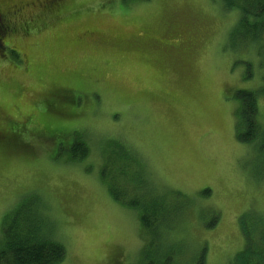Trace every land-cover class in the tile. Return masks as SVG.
Returning <instances> with one entry per match:
<instances>
[{
  "label": "rangeland",
  "instance_id": "rangeland-1",
  "mask_svg": "<svg viewBox=\"0 0 264 264\" xmlns=\"http://www.w3.org/2000/svg\"><path fill=\"white\" fill-rule=\"evenodd\" d=\"M32 1L14 0L20 19L0 31V245L3 219L36 195L62 264H233L243 215L256 233L264 225V174L236 138L235 95L264 90V51L231 47L237 11L223 0ZM257 103L264 126V95ZM75 137L89 148L81 161L66 150ZM118 141L154 192L186 200L147 259L137 211L100 178Z\"/></svg>",
  "mask_w": 264,
  "mask_h": 264
},
{
  "label": "trees",
  "instance_id": "trees-1",
  "mask_svg": "<svg viewBox=\"0 0 264 264\" xmlns=\"http://www.w3.org/2000/svg\"><path fill=\"white\" fill-rule=\"evenodd\" d=\"M223 3L226 10H236L238 13L237 24L229 36L231 47L237 48L243 43L251 42L258 45L260 51H264V0H223ZM11 53L17 56L15 51ZM250 76L247 72L246 78ZM258 94L264 95V90L258 93L246 90L235 93L240 102L236 138L239 142L253 147L257 168L263 175L264 126L258 121ZM63 98L65 99V96ZM66 150L70 153L71 161H81L89 155L88 146L78 137H75L74 142L66 147ZM142 167L132 149L122 142H114L106 150L100 178L115 201L137 211L140 226L148 238L145 247L147 259L150 256V252L147 251L153 250L155 243L160 242L161 230L165 227L172 229L176 217L181 216L186 209V200L182 201L183 197L179 193L163 196L154 192L153 185L144 178ZM202 195L206 197L209 193L203 191ZM167 207H170V211ZM43 208L36 195H28L3 219L0 264H62L64 262L66 249L62 243L53 239L50 225L47 222L45 224V219L40 217L39 212ZM242 218L246 244L243 251L234 258L233 264H264V236L261 234L264 225L258 227L262 230L256 233L258 230L254 226L256 223L253 219H249L247 215H243ZM216 221L215 216L212 223L207 226H215ZM169 253L167 249L165 255L168 256ZM165 258L163 260L167 264L170 258ZM203 260L204 256L200 258L198 264H204Z\"/></svg>",
  "mask_w": 264,
  "mask_h": 264
},
{
  "label": "flooded vegetation",
  "instance_id": "flooded-vegetation-1",
  "mask_svg": "<svg viewBox=\"0 0 264 264\" xmlns=\"http://www.w3.org/2000/svg\"><path fill=\"white\" fill-rule=\"evenodd\" d=\"M37 1V0H36ZM44 3H51V0H42ZM34 0L30 6H34ZM23 7H20L19 4H16L14 0H0V31H7L10 27L12 20L20 19V11ZM1 33V32H0Z\"/></svg>",
  "mask_w": 264,
  "mask_h": 264
}]
</instances>
